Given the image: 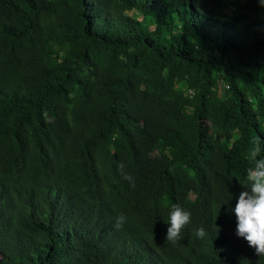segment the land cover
I'll list each match as a JSON object with an SVG mask.
<instances>
[{
    "label": "trees",
    "instance_id": "16d2710c",
    "mask_svg": "<svg viewBox=\"0 0 264 264\" xmlns=\"http://www.w3.org/2000/svg\"><path fill=\"white\" fill-rule=\"evenodd\" d=\"M263 15L0 0V264H264L234 212L251 141L264 158ZM177 204L191 222L167 242Z\"/></svg>",
    "mask_w": 264,
    "mask_h": 264
},
{
    "label": "clouds",
    "instance_id": "9594fccd",
    "mask_svg": "<svg viewBox=\"0 0 264 264\" xmlns=\"http://www.w3.org/2000/svg\"><path fill=\"white\" fill-rule=\"evenodd\" d=\"M264 7V0H258ZM247 159L250 166L247 168V188L250 191H242L234 212L237 217V235L244 238L256 254L264 256V158H259L261 146L258 140L251 141ZM124 165H120L121 171ZM123 174V172H122ZM124 178L132 181V177L124 174ZM134 186V182H133ZM127 222V216L123 213L115 218L114 228L119 230ZM191 222V212L180 205H173L170 213V227L167 230V242L175 243L179 240L182 230ZM217 227V226H216ZM195 236L203 240L207 232L203 226L195 231Z\"/></svg>",
    "mask_w": 264,
    "mask_h": 264
},
{
    "label": "rangeland",
    "instance_id": "374dc122",
    "mask_svg": "<svg viewBox=\"0 0 264 264\" xmlns=\"http://www.w3.org/2000/svg\"><path fill=\"white\" fill-rule=\"evenodd\" d=\"M228 12L231 14V13H232V10H229ZM263 18H264V15H263ZM185 88H186V87H184V89H185ZM154 155H159V152H155ZM190 197H191L192 199H194V200L200 201V198H199L195 193H192V194L190 195Z\"/></svg>",
    "mask_w": 264,
    "mask_h": 264
}]
</instances>
